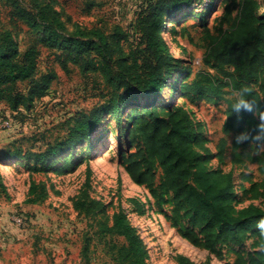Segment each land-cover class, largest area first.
I'll return each instance as SVG.
<instances>
[{"label": "rangeland", "instance_id": "rangeland-1", "mask_svg": "<svg viewBox=\"0 0 264 264\" xmlns=\"http://www.w3.org/2000/svg\"><path fill=\"white\" fill-rule=\"evenodd\" d=\"M145 1L0 0V54L20 63L28 50L37 53L30 60L35 68L31 77L11 84L14 94L27 95L33 83L56 75L43 97L28 96L15 109L1 103L0 119L11 123L0 130V144L6 141L1 147H7V153L43 152L56 146L68 136L77 116L90 113L109 99L111 87L104 72L83 71L80 64L72 62L71 50L63 43H86L88 47L82 52L85 57L98 66L106 58L115 74H128L131 40L121 38L131 33V25ZM260 2L264 10V0ZM229 5L230 20H222ZM17 11H26L32 19L13 16ZM239 11L240 0H204L200 7L167 15L163 37L175 61L157 101L182 106L196 122H201L205 146L213 155L208 167L233 172L238 207L254 203L264 208V199H248L244 190L249 183L239 179L241 173L253 172L255 180L261 181L264 174L250 161L245 165L233 163L232 141L238 128L230 132L223 128L231 93L225 90L221 97L212 98L182 88L200 70L216 74L215 69L204 64L206 28L220 35ZM94 30L106 35L104 47L100 48L99 35L92 34ZM114 33L118 35L116 39ZM116 40L118 45L114 44ZM138 110L134 105L127 107L123 122L105 110L89 139L36 169L29 170L27 166L32 159L9 158L0 153L5 156L0 162L4 177L0 196H7L3 208L7 219L4 216L0 224V264H114L108 243L125 240L116 234L103 235L102 224L111 225L114 213L121 210L142 237L151 264H232L238 253L253 250L252 239L222 246L217 253L204 248L201 242L188 240L184 235L186 221L178 227L173 225V195L159 188L162 171L158 166L155 193L131 179L126 160L142 142L128 131L132 123L138 122L137 116L146 117ZM222 137L227 138L228 148L225 159L219 161L214 155ZM250 152L253 153L251 144L245 149L240 147L237 157L246 159ZM32 181L38 186L34 198L39 201L29 208L32 205L26 200ZM92 201H99L101 206L94 207ZM19 216L24 219L22 225L15 220Z\"/></svg>", "mask_w": 264, "mask_h": 264}, {"label": "trees", "instance_id": "trees-1", "mask_svg": "<svg viewBox=\"0 0 264 264\" xmlns=\"http://www.w3.org/2000/svg\"><path fill=\"white\" fill-rule=\"evenodd\" d=\"M203 3L204 0H146L131 25V33L121 38L131 40L128 74H115L106 58L98 66L93 59L85 57L82 52L88 47L86 43H63L65 48L71 50L69 55L72 62L80 64L83 71L101 69L104 72L111 87L109 99L90 113L83 112L77 116L68 136L56 146L43 152L21 150L5 155L32 159L27 166L29 170L36 169L41 164H47L51 157L71 152L81 141L89 139L102 121L105 110L116 116L118 122H123L127 107H139L138 113H145L146 117L137 116L138 122L132 123L128 131L130 136L142 142L140 149L130 153L126 160L131 179L155 193L158 166L162 171L159 188L173 195V225L178 227L182 221H186L188 227L184 235L188 240L195 244L201 242L204 248L217 253L222 246L252 239L253 250L238 253L232 264H264V237L259 235L256 227L257 221L264 217V208L254 203L239 208L233 172L208 167L213 155L205 146L206 135L202 133L201 122H196L182 106L171 101L161 105L157 101L175 61L170 55L167 39L163 37L168 16L191 7H200ZM23 12L27 15L17 11L13 16L32 19L31 14ZM231 15L232 7L229 5L222 20H230ZM92 34L99 35L100 48L104 47L106 35L97 30ZM205 34L208 43L204 64L215 69L216 74L200 70L182 88L199 96L207 94L213 98L221 97L225 90L232 93L241 86H248L258 101V108L264 111V10L260 0H240V11L229 28L220 35H213L206 28ZM112 36L116 39L118 35L114 33ZM118 43L119 40H116L114 44ZM32 55H37L36 50L33 53L28 50L23 61L15 63L0 54V104L4 102L15 109L28 96L41 98L46 94L55 73L33 83L27 95L14 94L11 87L13 82L27 79L33 74ZM228 103L224 131L230 132L237 127L235 137L245 131L250 137L242 144H237L233 139V163L245 165L246 161H250L264 174V138L257 139L260 133L258 125L262 123L259 115L244 111L236 113L231 111L230 99ZM250 144L253 153L250 152L246 159L237 157L238 149H245ZM227 148L228 140L222 137L214 157L223 161ZM239 179L249 183L244 190L248 199H264V180H255L253 172L241 173ZM37 187L32 181L27 203L39 201V198H34ZM91 205L98 207L101 203L92 201ZM102 226L103 235L116 234L125 240L123 243H108L114 264H151L142 237L129 223L124 211L115 212L112 224L104 223Z\"/></svg>", "mask_w": 264, "mask_h": 264}, {"label": "clouds", "instance_id": "clouds-1", "mask_svg": "<svg viewBox=\"0 0 264 264\" xmlns=\"http://www.w3.org/2000/svg\"><path fill=\"white\" fill-rule=\"evenodd\" d=\"M231 111L236 113L250 112L259 115L262 123L258 125L260 133L257 139L264 138V111H260L257 104L258 101L252 96V90L248 86H241L239 89L234 90L230 97ZM249 133L247 131L240 133L235 137L237 144H242L249 140ZM259 230V235L264 237V217L260 218L256 224Z\"/></svg>", "mask_w": 264, "mask_h": 264}, {"label": "crops", "instance_id": "crops-1", "mask_svg": "<svg viewBox=\"0 0 264 264\" xmlns=\"http://www.w3.org/2000/svg\"><path fill=\"white\" fill-rule=\"evenodd\" d=\"M1 105V104H0ZM3 145L4 144H6V141H3V143H2ZM2 144H0V148H2V149H0V153L1 154H7V147H5V146H2L1 147V145ZM1 156H0V162H1ZM1 164V163H0ZM2 178H4L3 176H2V173H1V170H0V181H1V179ZM0 184H1V182H0ZM2 188V187H1ZM2 190V189H1ZM6 197L7 196H0V224H1V222L4 220V216H5V220L7 219V215L4 213L5 211H6V209H3L4 208V205H5V201H4V198L6 199ZM28 205H32V206H29V208H32V207H35V205H38L37 203H35V204H28ZM37 207V206H36ZM7 208V207H6Z\"/></svg>", "mask_w": 264, "mask_h": 264}, {"label": "built area", "instance_id": "built-area-1", "mask_svg": "<svg viewBox=\"0 0 264 264\" xmlns=\"http://www.w3.org/2000/svg\"><path fill=\"white\" fill-rule=\"evenodd\" d=\"M9 125H11L10 121L7 119H0V130L7 128ZM15 220L17 221V224H24V219L22 217H15Z\"/></svg>", "mask_w": 264, "mask_h": 264}]
</instances>
